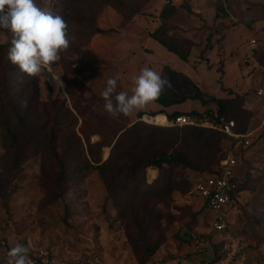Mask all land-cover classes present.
Segmentation results:
<instances>
[{
	"label": "rangeland",
	"instance_id": "obj_1",
	"mask_svg": "<svg viewBox=\"0 0 264 264\" xmlns=\"http://www.w3.org/2000/svg\"><path fill=\"white\" fill-rule=\"evenodd\" d=\"M36 2L63 16L72 40L91 34L90 42L81 45L83 41L75 51L61 53L60 62L54 65L57 75L62 74L61 81L74 69H87L82 78L89 88L77 97L78 101L101 103L100 93L107 79L116 74L120 75L117 90L129 91L139 70L149 67L162 72L174 91L171 83L178 81L182 87L176 92L191 98L167 109L169 113L215 107L213 99L240 95L245 100L234 98L228 116L237 117L238 131L252 134L247 146L217 136L216 148L206 151L209 161L202 165L196 160L198 153L184 140L198 133L196 130L157 125L169 127V131L148 140L150 151H183L188 166L181 163L175 169L176 182L183 183L179 190H166L158 199H151L150 189L142 186L141 192L149 194L147 208L157 203L155 210L163 215L160 221L146 222L149 245L161 241L151 253L134 223L122 219L123 212L126 216L130 212L143 215L135 205V195L124 190L109 193L106 181L109 183L110 173L104 179L98 169L110 155L117 139L112 136L122 126L121 121L114 118L112 126L106 123L96 132L89 130L87 141L83 119L68 100L62 109L68 126L60 135L59 158L54 161L38 154L44 149L38 138L31 139L28 128L11 117L8 127L16 133L15 138L0 126V241L7 242L8 250L17 243L30 251L45 247L55 264H264V96L257 94L258 86L264 83V0H126V6L120 8L104 0H82L81 8L71 12L75 17L71 21L66 16V0ZM156 31L176 49L189 53V62L173 54L172 63L166 66L150 62L149 41L154 40ZM11 38L10 31L0 29V46L4 45L5 51L11 46ZM251 39L257 41L256 47H252ZM14 66L21 81L11 78L9 93L18 100L16 91L25 85L22 79L26 75ZM32 80L43 108L51 109L58 90H51L50 84L56 85L45 76ZM197 87L199 100L192 99ZM4 102L1 98L0 110L5 109ZM68 107L75 115L73 119L66 112ZM159 111L151 102L135 116L121 117L132 125L141 120L140 113L143 116ZM96 142L102 144L91 151L89 143ZM232 154L238 159L237 175L244 183L241 201L227 214L226 230L216 231L213 214L194 187L206 169L219 167ZM60 161L67 164L64 180L59 179ZM75 168L81 170L75 172ZM145 173L146 183H153L156 178H148L147 170ZM4 257L0 252V264H4Z\"/></svg>",
	"mask_w": 264,
	"mask_h": 264
},
{
	"label": "trees",
	"instance_id": "obj_2",
	"mask_svg": "<svg viewBox=\"0 0 264 264\" xmlns=\"http://www.w3.org/2000/svg\"><path fill=\"white\" fill-rule=\"evenodd\" d=\"M111 2L120 7L126 6V0H104V2ZM82 0H66L68 11H67V19L69 21L73 20L75 17L71 14L72 11H76L79 7ZM91 35V34H90ZM89 35V37H90ZM72 38V33L69 34ZM89 37H84L83 39L76 41V39L72 40L68 51H75L78 49L79 44L83 42V45L86 42H90ZM152 38L167 48L170 52L178 56L180 59L187 61L189 57V53H182L180 50L176 49L173 45L167 42L166 39L161 38L158 35L157 31L152 34ZM4 45L0 46V99H5L4 107L5 109L0 110V126H4L8 129V133L12 138L16 137V133L14 131L9 130L10 118L15 119L20 122L24 127L28 128L29 136L31 139L36 140L38 138V144L41 147H44L43 151H39L38 154L43 155L47 160L56 161L59 158L58 151L60 147V141L62 139L61 133L66 130L68 124L64 119V113L62 109L64 108L66 102L69 100L72 103L73 108L79 113V116L83 119L82 125L83 130L85 131V139L88 141L90 139L87 132H96L99 130L104 124L112 126V121L114 118H111L103 109L104 101L101 98V103L94 105L86 99H81L82 101H78L77 97L83 95L87 90L88 85L83 81V74L87 71V69H74L70 71V74L62 77V82L64 87L59 88V84L51 87L58 90V96L50 103L51 109L44 107L41 104L39 97V90L35 81H30L29 77H25L22 79L26 81L25 85H21L19 90L16 91L18 100H15L12 97V94L9 93V82L11 78L13 80L21 81L18 73L15 71L14 65H10V61L7 59L4 61L5 56L7 57V52L4 50ZM68 57V56H66ZM9 62V63H7ZM79 89L77 91L76 89ZM200 91L198 87L196 88V93L192 96V99H200V95L198 94ZM66 94V95H65ZM235 98V99H234ZM233 99H238L239 101H244V97L240 95H235ZM188 99H191L189 96H180L176 91L167 86L162 93V95L154 101L156 104L162 106V109L158 113L152 114H165L170 120H175L178 115L181 114H189L202 116L206 113L214 124L222 123V118L224 122L234 120V117L228 116L229 112V104L233 101V99H213L216 102L215 107H208L203 110H191L187 112L183 111H174L169 113L167 109L170 107L180 105L185 103ZM85 100V101H84ZM22 102H26V106L22 105ZM1 105V103H0ZM46 106L48 103L46 102ZM95 106V107H94ZM9 109V113L6 110ZM68 114L72 117H75L71 109L66 110ZM142 113H140L139 117ZM144 115V114H143ZM125 119H127L125 117ZM121 121L122 126L117 129L112 138L117 137L114 142L110 155L107 160H105L101 165L98 166L100 173L103 175V178L106 179V173H110L109 183L106 181L107 190L109 193H119L121 190L131 192V195H135L136 203L135 205L141 208V212L143 215L136 214V212H130L126 216V212L122 213V219L126 222H133L134 226L138 228L143 235V244L147 245V249L150 252H154V250L160 245L161 241L156 242L153 247L149 245L147 241L148 233L146 229L147 220H151L153 223L156 221H160L163 215L156 212L157 203L153 205L154 208H147V203L145 199L149 196V194L142 193V186L145 185L147 189H150V198L158 199L162 194L166 191H174L179 190L182 182L178 183L175 180V169L181 163H184L188 166V158L183 151L177 152H168L163 151L162 149H156L154 151H150V146L148 145V140L154 137H158L164 133V131H169V127H158L150 126L147 122L142 120L136 121L132 125L127 124L126 120L122 119V117L116 118L114 121ZM37 124V125H36ZM178 128H192L196 130V134H194L191 138H185L184 140L191 144V150L194 153H198L196 160H199L202 165L206 162L208 163L209 158L206 156V151L211 148H216L218 139L217 136H227L233 139L235 142L238 141L235 138L229 136L228 134L220 131L219 129L204 127V126H175ZM204 132L211 133L209 136H205ZM241 134H247L246 132H240ZM119 133V136L117 134ZM90 134V133H89ZM75 139H77L76 135H73ZM113 139L107 146H111ZM102 143H89V148L92 151V148H96L101 146ZM244 144V143H241ZM66 161H60L62 166L61 173H59V179H65L67 164ZM206 163V164H207ZM149 167H154L159 169V175L155 179V181L151 184L146 183L145 172ZM207 168V167H206ZM81 169H74V171H80ZM213 172V169H206L198 178V180L206 175H209ZM105 175V176H104ZM132 185V189H129ZM243 182L239 180V190H243ZM156 190V193H153ZM151 211H153L151 213ZM150 215L147 218L146 216ZM150 213V214H149ZM155 213V214H154ZM124 216V217H123ZM224 229L223 231H225Z\"/></svg>",
	"mask_w": 264,
	"mask_h": 264
},
{
	"label": "clouds",
	"instance_id": "obj_3",
	"mask_svg": "<svg viewBox=\"0 0 264 264\" xmlns=\"http://www.w3.org/2000/svg\"><path fill=\"white\" fill-rule=\"evenodd\" d=\"M0 29L11 32L7 59L29 78L45 76L59 88L64 87L54 65L68 50L72 38L63 16L50 7H40L36 0H0ZM120 75L109 77L100 93L103 109L111 118H130L159 99L169 81L162 72L143 67L133 78L129 91H118ZM66 95V94H65ZM26 106V102H22ZM29 248L17 243L5 256L4 264H32Z\"/></svg>",
	"mask_w": 264,
	"mask_h": 264
},
{
	"label": "built area",
	"instance_id": "obj_4",
	"mask_svg": "<svg viewBox=\"0 0 264 264\" xmlns=\"http://www.w3.org/2000/svg\"><path fill=\"white\" fill-rule=\"evenodd\" d=\"M179 1V0H172ZM257 41L251 39L252 47H256ZM264 72V68H262ZM259 96L264 95V83L257 90ZM165 122L157 123L156 117L148 114H144L141 120L150 124L164 125V126H204L228 134L235 138L240 143H244L245 146L250 145V134H241L237 130V123L234 120L222 123L214 124L209 119L208 115L204 113L201 117L196 115L181 114L178 115L175 120H170L167 116L163 115ZM238 159L236 155L232 154L222 160L221 165L215 169L209 175L200 178L194 187L196 195L202 200L206 208L213 214L212 227L216 231H223L227 227V214L230 209L237 208L240 205L239 190V178L237 175ZM157 169L149 167L147 169L148 178L152 172ZM155 178V175L154 177ZM8 251V244L5 241H0V252L6 256ZM32 264H55V258L51 251L45 247H37L29 252ZM5 258V257H4Z\"/></svg>",
	"mask_w": 264,
	"mask_h": 264
},
{
	"label": "crops",
	"instance_id": "obj_5",
	"mask_svg": "<svg viewBox=\"0 0 264 264\" xmlns=\"http://www.w3.org/2000/svg\"><path fill=\"white\" fill-rule=\"evenodd\" d=\"M251 41V40H250ZM149 43L151 44L152 47H150L149 50V60L150 62H154L156 64V66H161L160 64H163L164 66L168 65L169 63H172V57L171 55L173 54L172 52H170L167 48H165L163 45H161L159 42L153 40V41H149ZM174 56H176L175 54H173ZM178 57V56H177ZM190 56L187 60V62H189ZM168 67V66H167ZM139 73H137L136 75H138ZM185 74V73H184ZM189 76V75H188ZM175 81V80H174ZM197 84L200 83V80L196 81ZM178 85V86H177ZM171 86L178 91L179 89H181L180 87H182V85L178 82L175 81V83H171ZM260 88V86H258L257 90ZM264 95L260 96L263 97ZM158 105V104H157ZM158 108L161 109V107L158 105ZM180 110V109H179ZM262 114H261V121L264 124V109H262ZM183 112H187L188 110H181ZM252 134V133H251ZM251 134L249 136V139L251 137ZM158 171H156L157 174ZM155 174V178L156 175ZM170 264H179L178 262H173Z\"/></svg>",
	"mask_w": 264,
	"mask_h": 264
},
{
	"label": "bare ground",
	"instance_id": "obj_6",
	"mask_svg": "<svg viewBox=\"0 0 264 264\" xmlns=\"http://www.w3.org/2000/svg\"><path fill=\"white\" fill-rule=\"evenodd\" d=\"M156 121H157V123H163V122H165V118H164V116L162 114H159L156 117ZM154 175H155V172L153 171L151 173V176H154Z\"/></svg>",
	"mask_w": 264,
	"mask_h": 264
}]
</instances>
